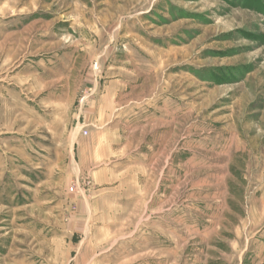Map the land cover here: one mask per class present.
Segmentation results:
<instances>
[{"label": "rangeland", "instance_id": "rangeland-1", "mask_svg": "<svg viewBox=\"0 0 264 264\" xmlns=\"http://www.w3.org/2000/svg\"><path fill=\"white\" fill-rule=\"evenodd\" d=\"M20 29L58 145L0 166V264H264V0H0ZM112 114L130 157L98 189L60 143Z\"/></svg>", "mask_w": 264, "mask_h": 264}, {"label": "crops", "instance_id": "crops-1", "mask_svg": "<svg viewBox=\"0 0 264 264\" xmlns=\"http://www.w3.org/2000/svg\"><path fill=\"white\" fill-rule=\"evenodd\" d=\"M16 31L19 37L16 41L0 40V166L4 174L15 173L17 164L32 173L41 172V152L45 148L57 149L58 145L54 117L49 116L46 122L40 112V43L36 40L39 33L32 31L26 35L23 29ZM44 96L49 98L54 93ZM121 124L114 114L102 115L86 135L80 128L69 130L60 143L72 151L68 159L69 176L75 163L76 172L89 177L98 189L115 182L119 161L130 157L129 148L122 147L120 142ZM53 172L49 169L48 176ZM21 173L18 176L27 179L26 173Z\"/></svg>", "mask_w": 264, "mask_h": 264}]
</instances>
